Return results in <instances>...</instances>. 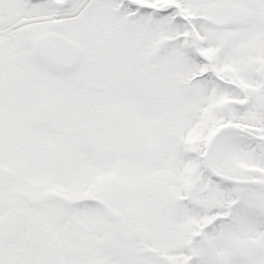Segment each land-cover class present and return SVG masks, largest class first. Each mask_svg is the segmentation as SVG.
I'll list each match as a JSON object with an SVG mask.
<instances>
[{
    "label": "snow or ice",
    "instance_id": "1",
    "mask_svg": "<svg viewBox=\"0 0 264 264\" xmlns=\"http://www.w3.org/2000/svg\"><path fill=\"white\" fill-rule=\"evenodd\" d=\"M0 264H264V0H0Z\"/></svg>",
    "mask_w": 264,
    "mask_h": 264
}]
</instances>
